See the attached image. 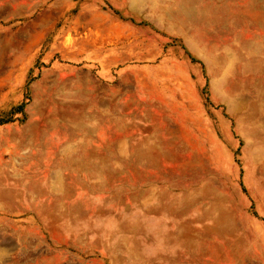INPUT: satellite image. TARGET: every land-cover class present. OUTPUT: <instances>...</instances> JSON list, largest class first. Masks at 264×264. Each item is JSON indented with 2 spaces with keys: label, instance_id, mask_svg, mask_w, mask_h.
<instances>
[{
  "label": "rangeland",
  "instance_id": "374dc122",
  "mask_svg": "<svg viewBox=\"0 0 264 264\" xmlns=\"http://www.w3.org/2000/svg\"><path fill=\"white\" fill-rule=\"evenodd\" d=\"M0 264H264V0H0Z\"/></svg>",
  "mask_w": 264,
  "mask_h": 264
}]
</instances>
